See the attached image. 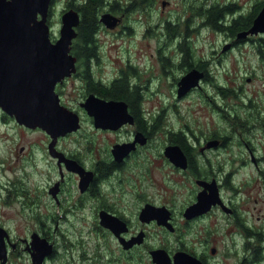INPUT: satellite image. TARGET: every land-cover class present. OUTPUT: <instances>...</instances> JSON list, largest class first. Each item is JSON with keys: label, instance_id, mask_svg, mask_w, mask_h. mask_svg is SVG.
Wrapping results in <instances>:
<instances>
[{"label": "flooded vegetation", "instance_id": "obj_1", "mask_svg": "<svg viewBox=\"0 0 264 264\" xmlns=\"http://www.w3.org/2000/svg\"><path fill=\"white\" fill-rule=\"evenodd\" d=\"M87 1L50 0L53 41ZM158 4L96 6L95 44L71 46L75 70L55 87L77 129L56 136L0 107V264H264V103L224 102L231 87L245 98L263 37L232 32L249 16L235 0ZM203 32L222 42L200 45ZM190 73L200 84L181 94ZM122 80L128 97L105 94ZM201 102L207 125L190 120Z\"/></svg>", "mask_w": 264, "mask_h": 264}, {"label": "water", "instance_id": "obj_2", "mask_svg": "<svg viewBox=\"0 0 264 264\" xmlns=\"http://www.w3.org/2000/svg\"><path fill=\"white\" fill-rule=\"evenodd\" d=\"M49 2L0 0V106L19 123L58 136L80 126L78 117L61 106L55 92L57 82L75 70L70 50L80 18L75 11L66 12L60 36L52 41L46 17ZM104 16L110 26L115 24L111 16ZM259 33L264 35V6L252 26L238 37ZM192 75L182 81L181 94L202 77L197 74L194 81Z\"/></svg>", "mask_w": 264, "mask_h": 264}, {"label": "rangeland", "instance_id": "obj_3", "mask_svg": "<svg viewBox=\"0 0 264 264\" xmlns=\"http://www.w3.org/2000/svg\"><path fill=\"white\" fill-rule=\"evenodd\" d=\"M69 0H58V2H55L56 8L61 9L63 5H65ZM239 6L241 5V11L243 14H247L248 12L251 13L252 11V5H254L258 1H264V0H235ZM159 3V7L161 5L162 0H157ZM60 19L56 18V21L59 22ZM109 35V36H108ZM114 32H106V34H100L98 37L103 40L104 45H108L111 41L115 40L113 38ZM222 36L219 34H208L207 32L202 33V38L200 45H209V44H220L222 42ZM213 41V43H211ZM109 42V43H108ZM117 43V44H121ZM124 44H129L128 42ZM250 50V46L248 47ZM248 66L250 72V79L247 80V82L243 83V97L237 99V92L236 88L238 87H231L234 90V93L229 94L227 97H224V102L228 103L229 99L233 101L235 104L236 101H243L247 102L249 98L255 99L257 102L262 103L264 102V61L260 60V58L257 57V55H249L248 58ZM237 72H241L240 69L237 70ZM208 93L213 94L214 89L212 87H207ZM240 93V92H238ZM217 94V93H216ZM220 97V96H218ZM196 100L197 97H192V100ZM206 104L202 102L197 106L194 115L190 117V120L193 121L194 119H198L201 121L204 125H207L210 121L214 119V115L209 113L208 108L205 107ZM244 108V107H239ZM247 108V107H246Z\"/></svg>", "mask_w": 264, "mask_h": 264}, {"label": "trees", "instance_id": "obj_4", "mask_svg": "<svg viewBox=\"0 0 264 264\" xmlns=\"http://www.w3.org/2000/svg\"><path fill=\"white\" fill-rule=\"evenodd\" d=\"M101 2L102 0H88L87 4L83 7L82 12H83L84 18L82 22L80 23L78 37L74 40L73 46H82L84 44L86 45L95 44L94 30L96 28V6L99 5ZM263 5H264V1L257 2L253 6V10L251 11V13H249V16L247 18L245 17L240 18L234 23L232 32H235L236 29H240L242 27L244 29L249 28L253 23V18L259 12V10L261 9ZM227 12H228L227 9L221 6L220 7L216 6L215 8L211 9V15H212L211 22H213L216 29H222L220 19H223V17L227 15ZM263 46H264V39H263ZM113 90L105 91L106 92L105 94L110 97H128V87L126 83H124V80L117 83L116 87ZM231 93L233 92L228 93V90H227L224 97H226L228 94H231ZM132 96H135V95H131V97ZM249 107L256 108V109H262L259 103H256L255 106H252L251 101H250ZM178 139L183 140L180 136L178 137Z\"/></svg>", "mask_w": 264, "mask_h": 264}]
</instances>
